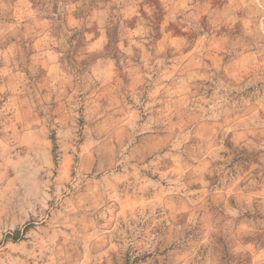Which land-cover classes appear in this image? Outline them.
<instances>
[{
  "label": "rangeland",
  "instance_id": "374dc122",
  "mask_svg": "<svg viewBox=\"0 0 264 264\" xmlns=\"http://www.w3.org/2000/svg\"><path fill=\"white\" fill-rule=\"evenodd\" d=\"M0 264H264V0H0Z\"/></svg>",
  "mask_w": 264,
  "mask_h": 264
}]
</instances>
